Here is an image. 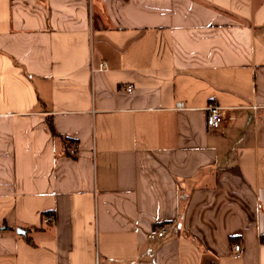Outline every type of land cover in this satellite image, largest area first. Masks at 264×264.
Segmentation results:
<instances>
[{
  "label": "crops",
  "instance_id": "0c3cea01",
  "mask_svg": "<svg viewBox=\"0 0 264 264\" xmlns=\"http://www.w3.org/2000/svg\"><path fill=\"white\" fill-rule=\"evenodd\" d=\"M262 236L264 0H0V264H264Z\"/></svg>",
  "mask_w": 264,
  "mask_h": 264
},
{
  "label": "built area",
  "instance_id": "2783aa9c",
  "mask_svg": "<svg viewBox=\"0 0 264 264\" xmlns=\"http://www.w3.org/2000/svg\"><path fill=\"white\" fill-rule=\"evenodd\" d=\"M99 69H105L106 68V63L105 62H101L99 64ZM134 86H132L131 84H128L126 87V90L131 92L133 90ZM184 104L183 102L179 101V103H177V108L182 107ZM207 111L208 113V118H207V125L211 128H221L220 126L222 125L223 119H224V112H223V108H221V106H219L218 104L215 103H210L208 104L207 107ZM78 152V145L76 143H72L71 147H70V153L71 154H76ZM54 219V217H52L51 215H47L45 218L46 222H52ZM167 230L163 227L161 228H154L151 231L152 235H158V236H164L166 234ZM241 252H242V245L241 244H235L234 246V253L233 255L235 257H241Z\"/></svg>",
  "mask_w": 264,
  "mask_h": 264
},
{
  "label": "trees",
  "instance_id": "16d2710c",
  "mask_svg": "<svg viewBox=\"0 0 264 264\" xmlns=\"http://www.w3.org/2000/svg\"><path fill=\"white\" fill-rule=\"evenodd\" d=\"M48 125H49V127L51 128V131H53V133H54L55 136L61 137V135H60L57 131H55V129H54V124H53V121H52L51 118L48 120ZM67 151H68V150H67ZM44 215H50V212H46V213H44ZM36 228H37V227H25V228L22 230V232H23L24 235L26 236V239H27L29 242H32V237L29 235V233H30V231H31L32 229H36ZM262 237H263V236H262ZM263 239H264V237H263Z\"/></svg>",
  "mask_w": 264,
  "mask_h": 264
},
{
  "label": "water",
  "instance_id": "95a60500",
  "mask_svg": "<svg viewBox=\"0 0 264 264\" xmlns=\"http://www.w3.org/2000/svg\"><path fill=\"white\" fill-rule=\"evenodd\" d=\"M18 231H19V232H21L22 230H21V229H19Z\"/></svg>",
  "mask_w": 264,
  "mask_h": 264
}]
</instances>
